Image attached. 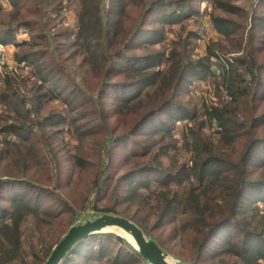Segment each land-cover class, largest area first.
<instances>
[{"label":"trees","instance_id":"1","mask_svg":"<svg viewBox=\"0 0 264 264\" xmlns=\"http://www.w3.org/2000/svg\"><path fill=\"white\" fill-rule=\"evenodd\" d=\"M20 1L23 0H11L15 8L11 19L22 27L32 21L26 20L27 15L23 12L29 15L32 9ZM64 1L61 0L59 4ZM161 1L154 0L155 3ZM237 1L209 0L223 15L210 18L216 32L231 39L232 50L242 49L246 42L248 49L252 48L256 53L264 52V0H246L248 3L245 5L252 1L249 9L239 6ZM57 2L39 0L38 6L47 14L56 8ZM179 2L175 1L171 5L178 4L182 9L184 4ZM94 3L95 0H81L78 39L81 45L96 48L95 57L104 60L110 58V55L103 54V51L108 52L109 49L104 46L98 48L104 45L100 41L107 44L111 39L108 37L112 35L116 37L114 45L118 40H124L126 35L117 31L116 35L113 34V23L106 28L103 11L99 7L95 9ZM97 3L100 5L101 0ZM193 13H197V10ZM180 14L160 12L157 19L171 21ZM240 17L242 22L237 20ZM249 21L251 27L246 32ZM14 26L17 27L13 24L8 29L0 25V42L16 44L18 49H22L21 53L15 55L17 67L25 63L44 83L49 78L52 80L55 72H60L58 68H52L44 76L47 66L45 62H38L34 56L45 54L41 51L33 54L25 50V45L29 43L15 40L10 32ZM145 31L150 30L137 26L131 34L135 37L136 33ZM153 33L156 35L152 36L154 40L147 38L146 41L153 40L151 43L156 44L160 32L154 30ZM192 36L196 35L189 33L183 39L182 33L179 34L182 39L181 48L173 50L166 57L168 64L164 70L151 74L146 70L150 66L132 68L134 76L140 77L143 82L159 84L153 94L147 95L146 100L137 99L133 102L119 95L114 97L118 104L111 110L112 117L118 119L114 129H119L122 126L120 120L128 115L130 133L145 136L150 141L146 149L132 150L131 154L124 157V162L129 164L131 160L141 159L145 161L143 164L115 176L110 170L114 153L112 147L108 148L114 140L111 129L106 126L104 129L91 130L94 137L104 132L108 139L99 152L97 162L94 163L95 157L84 160L87 167L98 168L93 185L84 196V205L87 204L84 208L87 207L89 212L117 214L134 220L165 252L186 263L264 264V206L260 205L264 203V57L261 60L254 56L249 58L250 53L247 51L243 57L232 58L228 55V47L211 42L205 57L188 61L187 50L191 44L188 38ZM130 41H125V44L123 41L117 55L122 56L125 50L133 48ZM251 42H255L253 47ZM144 53L151 59L161 57L151 55L150 51ZM210 58L216 59L218 79L215 77L216 71L211 69ZM108 73L106 70L104 76ZM208 74L215 77L211 92L218 101L214 103L210 99L207 102L208 99L203 98L200 117L199 108L191 113L190 107H185L178 97L184 82H192L195 77L203 80ZM157 75L159 78L156 81ZM6 82L12 84L11 72L7 73ZM4 92L0 94V101L16 105L17 100L11 99L9 89L6 88ZM225 93L228 100H222ZM88 98L92 99L91 96ZM119 103L130 110L128 114L120 111ZM168 107L172 109L166 118L160 116V121L155 125V115L161 113L160 109ZM15 111L19 116L29 118L28 113L21 109ZM53 117L51 115L46 118V122L51 123ZM96 117L97 120L102 118ZM19 118L17 116L11 124L5 125L0 133L16 135L20 143H23L24 139L30 138L28 133L37 132L38 128L24 123L18 125ZM182 119L188 121L180 129V137L175 139L174 121ZM77 120L78 117L73 118V126L83 125L77 124ZM166 121L170 122L167 124ZM205 130L209 133H205ZM80 131H83L79 133L82 138L87 130ZM154 135L160 138H152ZM142 141L145 139L136 140L139 147ZM180 141L185 145L184 150L192 153V159L187 164L165 168L156 157L167 154L170 148L177 149L176 143ZM26 150H20V175L13 178L0 177V264H44L69 228L84 214L69 210L68 203L62 200L58 190L47 186L49 184L46 182L53 183L52 180L37 183L33 165L39 151L33 145ZM19 182H24L28 188L19 189L14 186ZM45 189L56 197L55 202L59 204L55 206L61 207L57 210L52 208L55 212L47 209V206L41 207L40 199ZM105 200L108 203L101 207ZM134 205L135 211H132ZM62 206L65 208L62 209ZM150 218L155 220L152 226L148 223ZM168 227L171 228L169 233L166 232ZM175 238H179L178 242ZM126 250L127 254L124 253ZM142 263L149 264L127 240L113 233H97L78 242L61 264Z\"/></svg>","mask_w":264,"mask_h":264},{"label":"rangeland","instance_id":"2","mask_svg":"<svg viewBox=\"0 0 264 264\" xmlns=\"http://www.w3.org/2000/svg\"><path fill=\"white\" fill-rule=\"evenodd\" d=\"M95 1L93 7L102 9L105 27L107 28L110 26L109 24L113 23L111 24L113 25L111 26L113 34L116 35L117 31L126 35L124 40L120 39L114 45L113 42L116 37H111L112 35L108 37L111 39L110 42L107 41V44L100 41L104 45H99L98 48L104 46L109 49L108 52L103 51V54L110 55V58L104 60L95 57L96 48L81 45V40L78 39L81 28V0H65L63 4H59L61 0H58L55 4L56 8L53 11L49 10L47 14L41 11L40 8L42 7L38 6L39 0L20 1L32 9V13L29 15L23 12L24 15H27L26 20H32L31 24L22 27L11 19L12 14L15 13L11 0H0V25L10 29L13 24H16L17 27L14 26L15 28L10 30L15 40L29 43V45H25V50L34 52L33 54H38L39 51L45 54L34 56L38 62H45L47 70L44 72V76L52 68H58L60 71L59 73L55 72L56 75L52 77L53 81L49 78V81L44 83L27 64L23 63L17 67L15 55L21 53L22 49H18L16 44L6 45L0 42V62H4L0 63V94L6 93L4 91L7 88L11 99L17 100L16 105L4 104L0 101V131L5 125L11 124L17 116L20 117V122H17L18 125L24 123L38 128L37 132L28 133L30 138L24 139L23 143H20L16 135H10L6 132L0 133V177L13 178L19 176L20 150L25 152L33 145L35 150L39 151L33 165V173L36 175L37 183L43 184L48 179L52 180L53 183L46 182L49 184L47 186L58 190L62 200L68 203L69 210L84 213L75 225L82 224L87 220H94L104 214L89 212L87 207L84 208L87 205H84V196L93 185L98 171L97 167L93 169L87 167L84 160L95 157L94 163L97 162L99 152L108 139L104 132L94 137L91 133L93 128L104 129L108 126L112 131L111 135H113L112 139L114 140L110 142L108 148L112 147L111 151L114 153L110 170L114 172L115 176L128 172L145 162H142L141 159L131 160L129 164L124 162V157L131 154L132 150H144L150 141L145 136L130 133L128 115L120 120L122 126L119 129H114L118 119L112 117L111 114V110L118 105L114 97L119 95L121 98H130L133 102L137 99L138 101L146 100L147 95L153 94L159 86V84L150 85L149 81L143 82L140 77L134 76L132 68L150 66L151 68L148 67L146 70L150 71L151 74L164 70L168 64L166 57H169L173 50L178 51L181 48L180 33H182L183 39L187 38L189 33L196 35L188 38L191 39V44L187 50L188 61L205 57L207 47L211 42L226 46L229 49L232 47L231 39H226L216 32L217 29L210 20L211 17L222 14L209 0H162L159 3H155L154 0H101L100 5L97 3L99 0ZM175 1H180L179 3L184 4V7L180 9L178 4L171 5ZM237 2L239 6L249 9L252 1L248 5H245L248 3L246 0H238ZM148 4L152 7H148ZM186 10L187 12L184 14ZM196 10L197 13H193ZM160 12L161 14L173 12L181 14L170 21L157 19ZM142 18H147V20L141 21ZM237 20L243 21L241 17ZM247 24L246 32H249L250 21ZM137 26H143L144 29L150 31L138 32L135 37L133 35L135 39L132 40V34ZM154 30L160 32L156 44L151 43L154 40L152 38L155 35ZM147 38L153 40L146 41ZM129 40H131L130 44L133 48L125 50L122 56L117 55L118 50L123 46V41L125 44V41ZM233 43L235 44L236 41L233 40ZM32 44L33 46H31ZM110 44L112 46H109ZM254 45L255 42H251V46ZM145 47L149 49L146 50ZM145 51L152 52L151 55H161V57L159 59L154 58V61V59L147 57ZM247 51L250 53L249 58L254 56L257 60H261L264 57V52L256 53L252 48L248 49L246 42L240 50L230 49L228 55L230 57H243ZM209 62L212 63L211 69L216 71V59L210 58ZM106 70L109 73L104 76ZM10 72L12 84L6 82L7 73L10 74ZM216 74L215 77L218 79L219 71H216ZM206 77L203 80L195 77L192 82H184L178 97V100L183 102L185 107H190L191 113L199 108L200 117L203 98H207V102L210 99L214 103L218 101L211 92L212 81L215 77L209 74ZM158 78L159 75L156 76L155 80L157 81ZM59 91H61L60 94ZM138 94L139 96H137ZM224 95L222 100H228L226 93ZM88 96H91L92 99L90 100ZM120 105V111L128 114L130 110L124 108V104ZM15 109H21L22 112L28 113L30 120L19 116ZM170 109L172 107L160 109L161 113L155 115V125L160 121V116L166 118ZM51 115L54 116L50 121L51 123L46 122V118ZM96 116H102V118L97 120ZM74 117H78L77 124L83 125L73 126L71 121ZM186 121L188 120L174 121L173 136L175 139L180 137V129L184 127ZM168 122L170 121H166L167 124ZM80 130H87L82 138L79 137V133L83 132ZM205 133L208 134L209 131L205 130ZM152 138L159 139L160 136L154 135ZM137 139H145L140 147L136 143ZM172 141L170 140V142ZM184 147L183 142H177V149L170 148L167 154H160L156 159L165 168L172 165L187 164L192 159V153L185 151ZM230 153L231 150L229 149L228 154ZM14 186L19 189L28 188L24 182H19ZM174 187L177 188L178 186ZM155 191L158 190L152 192ZM42 194L41 207L47 206L46 208L51 210H53L52 208H56L55 210L61 208L58 205L55 206L59 203L55 202L56 197L52 196L49 191L45 189ZM48 200L55 203H50ZM107 203L106 200L103 201L101 207ZM260 205L264 206V203ZM135 206L132 207V211H135ZM62 207V209L65 208V206ZM53 212L55 211L53 210ZM148 223L152 226L155 224V220L150 218ZM166 232H171V228L168 227ZM178 240L179 238H175L176 242ZM127 242L135 248L128 240ZM135 250L137 249L135 248ZM124 253L127 254L128 251L126 250ZM170 255L175 258L172 254Z\"/></svg>","mask_w":264,"mask_h":264},{"label":"water","instance_id":"3","mask_svg":"<svg viewBox=\"0 0 264 264\" xmlns=\"http://www.w3.org/2000/svg\"><path fill=\"white\" fill-rule=\"evenodd\" d=\"M118 230L129 233L134 241H129ZM97 233H114L127 239L151 264H183L165 252L155 240L150 239L135 222L114 214H103L94 220L72 226L44 264H61L78 242Z\"/></svg>","mask_w":264,"mask_h":264},{"label":"bare ground","instance_id":"4","mask_svg":"<svg viewBox=\"0 0 264 264\" xmlns=\"http://www.w3.org/2000/svg\"><path fill=\"white\" fill-rule=\"evenodd\" d=\"M118 232H119L121 235L127 237V239H129V241H131V242L134 241V240H133V237H132L129 233H126V232H124V231H119V230H118Z\"/></svg>","mask_w":264,"mask_h":264},{"label":"built area","instance_id":"5","mask_svg":"<svg viewBox=\"0 0 264 264\" xmlns=\"http://www.w3.org/2000/svg\"><path fill=\"white\" fill-rule=\"evenodd\" d=\"M0 63H4V62H0Z\"/></svg>","mask_w":264,"mask_h":264}]
</instances>
